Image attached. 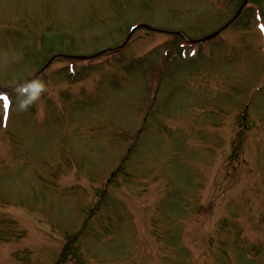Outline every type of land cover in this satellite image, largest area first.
<instances>
[{
    "label": "rangeland",
    "instance_id": "374dc122",
    "mask_svg": "<svg viewBox=\"0 0 264 264\" xmlns=\"http://www.w3.org/2000/svg\"><path fill=\"white\" fill-rule=\"evenodd\" d=\"M220 1L0 0V84L29 77L41 52L118 48L140 13L157 26L212 33L243 2ZM250 21L189 63L166 53L171 70L159 80L128 57L152 44L144 30L118 55L79 64L74 78L56 75L34 107L31 98L13 97L9 138L0 132V264H264V85L242 113L248 90L264 81L263 40ZM61 64L47 75L66 73ZM96 81L89 94L85 87ZM145 114L127 172L139 191L125 200L117 182L88 234L67 240L92 208L82 184L118 161L123 145L114 148L134 137Z\"/></svg>",
    "mask_w": 264,
    "mask_h": 264
},
{
    "label": "snow or ice",
    "instance_id": "6c2138e0",
    "mask_svg": "<svg viewBox=\"0 0 264 264\" xmlns=\"http://www.w3.org/2000/svg\"><path fill=\"white\" fill-rule=\"evenodd\" d=\"M262 27V30H264V26H261ZM0 99H3L4 101V108L5 110H7V107H8V98L6 96H3V97H0Z\"/></svg>",
    "mask_w": 264,
    "mask_h": 264
}]
</instances>
